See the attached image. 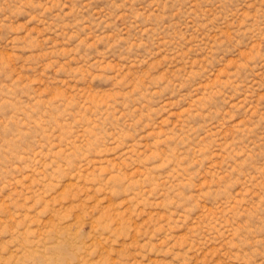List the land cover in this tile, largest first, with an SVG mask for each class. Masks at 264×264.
Returning a JSON list of instances; mask_svg holds the SVG:
<instances>
[{"label":"rangeland","instance_id":"374dc122","mask_svg":"<svg viewBox=\"0 0 264 264\" xmlns=\"http://www.w3.org/2000/svg\"><path fill=\"white\" fill-rule=\"evenodd\" d=\"M0 264H264V0H0Z\"/></svg>","mask_w":264,"mask_h":264}]
</instances>
